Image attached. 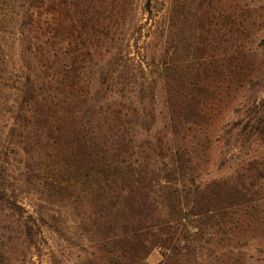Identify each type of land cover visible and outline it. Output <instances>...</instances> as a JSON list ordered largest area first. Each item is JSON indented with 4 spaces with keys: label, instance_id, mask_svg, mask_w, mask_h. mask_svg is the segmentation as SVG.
<instances>
[{
    "label": "trees",
    "instance_id": "16d2710c",
    "mask_svg": "<svg viewBox=\"0 0 264 264\" xmlns=\"http://www.w3.org/2000/svg\"><path fill=\"white\" fill-rule=\"evenodd\" d=\"M24 1L32 11L28 19L45 5L44 0ZM224 1L169 0L178 39L166 42L159 79L177 136L210 123L217 99L233 89L234 79L242 84V47L251 14L245 6H239L236 14L227 12ZM124 4V0H48L47 13L52 15L48 33L54 39L71 40L72 49L63 53L68 65L59 66L62 98L57 103L52 96L43 97V84L36 86L30 77L20 90V109L29 113V118L24 114L23 125L29 126L22 150L42 169L39 180L49 191L62 195L77 188L76 198L87 201L91 240L108 254L107 264H147L146 257L155 248L163 250L159 264H191L196 246L207 235L229 236L237 226L233 213L254 208L262 199L264 161H250L229 177L201 185L187 147L137 143L134 131L141 124L136 119L124 118L110 104L94 109L89 68L97 46L101 50L102 41L108 39V13ZM57 14L68 23L58 21ZM27 24L25 20L21 28ZM38 27L42 29L40 22ZM231 43H238V49L233 50ZM37 51L43 59L45 54ZM260 113L254 104L248 108L250 118L239 129L238 139H262ZM4 196L0 179V199ZM227 223L234 226L232 230L225 229Z\"/></svg>",
    "mask_w": 264,
    "mask_h": 264
},
{
    "label": "rangeland",
    "instance_id": "374dc122",
    "mask_svg": "<svg viewBox=\"0 0 264 264\" xmlns=\"http://www.w3.org/2000/svg\"><path fill=\"white\" fill-rule=\"evenodd\" d=\"M124 2L123 8L108 13V39L102 41L101 50L97 46L89 68L94 109L110 104L124 118L136 119L141 124L134 131L137 143L152 141L157 147L161 142L166 149L177 144L187 147L192 154L190 166L201 185L229 177L250 161H264V135L244 142L237 137L250 118L248 108L254 104L261 111L258 117L264 115V0L224 1L227 12L236 14L239 6H245L251 14L252 25H247L242 47V84L234 79L233 89L217 99L210 123L180 131L178 136L173 134L174 122L159 79L166 42L178 39L169 0ZM44 3L28 19L32 11L26 1L0 0V179L5 188L0 199V264H107L108 254L91 240L87 201L76 198L77 188L62 195L49 191L39 180L44 176L42 169L22 150L29 126L23 125L24 114L29 118V113L20 109V90L30 77L36 86L43 84V97L52 96L57 103L62 98L59 66L68 65L63 53L72 49L71 40L54 39L48 33L52 15L47 13L48 0ZM56 19L68 23L61 14ZM25 20L28 24L21 28ZM231 44L236 50L240 42ZM27 45L30 51L25 50ZM38 48L45 54L43 59ZM262 199L254 208L233 213L237 226L233 229L226 224L225 229H233L229 236L207 235V242L205 238L196 246L191 264H264V190ZM162 259L163 250L155 248L146 262L159 264Z\"/></svg>",
    "mask_w": 264,
    "mask_h": 264
}]
</instances>
